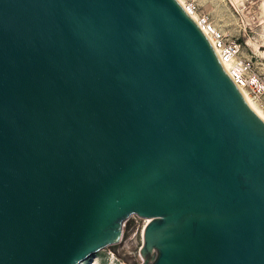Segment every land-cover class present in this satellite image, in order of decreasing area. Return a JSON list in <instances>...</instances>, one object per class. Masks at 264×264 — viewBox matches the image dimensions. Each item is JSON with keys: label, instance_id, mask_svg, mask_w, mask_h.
I'll list each match as a JSON object with an SVG mask.
<instances>
[{"label": "water", "instance_id": "water-1", "mask_svg": "<svg viewBox=\"0 0 264 264\" xmlns=\"http://www.w3.org/2000/svg\"><path fill=\"white\" fill-rule=\"evenodd\" d=\"M132 215L140 264H264V120L178 0H0V264Z\"/></svg>", "mask_w": 264, "mask_h": 264}, {"label": "rangeland", "instance_id": "rangeland-1", "mask_svg": "<svg viewBox=\"0 0 264 264\" xmlns=\"http://www.w3.org/2000/svg\"><path fill=\"white\" fill-rule=\"evenodd\" d=\"M195 14L230 38L242 43V53L251 56L264 83V0H185ZM264 102V92L261 96ZM142 221L130 219L123 228L121 242L107 248L124 264H140ZM140 256V257H139Z\"/></svg>", "mask_w": 264, "mask_h": 264}, {"label": "built area", "instance_id": "built-area-1", "mask_svg": "<svg viewBox=\"0 0 264 264\" xmlns=\"http://www.w3.org/2000/svg\"><path fill=\"white\" fill-rule=\"evenodd\" d=\"M185 9L189 13L190 11H194L195 7L189 4ZM196 22L207 35L222 63L228 65L226 70L230 77L240 90H246V96H244L258 101L260 111L264 114V102H261V96L264 92V83L261 78V73L257 69L252 57L243 55L242 43L239 42L237 38L226 36L224 33L208 24L207 20L203 17H201L200 20H196ZM133 218L142 221L141 228L143 230L146 222L143 218H139L135 215L130 216L123 223V228L127 221Z\"/></svg>", "mask_w": 264, "mask_h": 264}, {"label": "bare ground", "instance_id": "bare-ground-1", "mask_svg": "<svg viewBox=\"0 0 264 264\" xmlns=\"http://www.w3.org/2000/svg\"><path fill=\"white\" fill-rule=\"evenodd\" d=\"M179 3L186 8L187 4L185 3V0H178ZM189 14L194 20H200L194 11H190ZM204 18V17H203ZM209 24V22H208ZM225 68H228V65L223 63ZM243 95L246 96V90L241 89ZM250 106L255 110V112L264 120V114L260 111V107L258 104V101L253 100L249 97H245ZM144 221L147 223L148 219H144ZM142 236V233H141ZM140 257V256H139ZM140 260L142 258L140 257ZM77 264H124L123 260L118 257L114 252L109 250L107 247L100 249L99 251H96L95 253L89 255L84 260L80 261Z\"/></svg>", "mask_w": 264, "mask_h": 264}]
</instances>
